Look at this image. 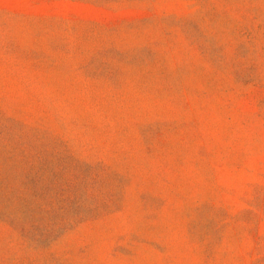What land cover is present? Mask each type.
<instances>
[{
    "label": "rangeland",
    "instance_id": "rangeland-1",
    "mask_svg": "<svg viewBox=\"0 0 264 264\" xmlns=\"http://www.w3.org/2000/svg\"><path fill=\"white\" fill-rule=\"evenodd\" d=\"M0 264H264V0H0Z\"/></svg>",
    "mask_w": 264,
    "mask_h": 264
}]
</instances>
